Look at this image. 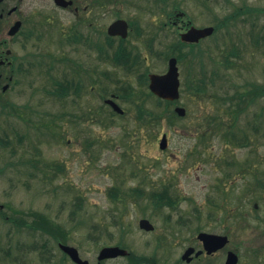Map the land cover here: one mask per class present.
<instances>
[{
	"label": "rangeland",
	"instance_id": "1",
	"mask_svg": "<svg viewBox=\"0 0 264 264\" xmlns=\"http://www.w3.org/2000/svg\"><path fill=\"white\" fill-rule=\"evenodd\" d=\"M174 5L197 27L220 24L215 34L192 48L194 54L185 48L186 57L177 62L176 105L184 107L186 114L169 122L174 105L159 104L151 96L145 106L160 116L146 126L135 118V107L125 96L117 100L126 111L124 116L112 114L103 102L110 92H122L120 87L127 84L146 91L144 72H165V54L178 35L175 27L162 23ZM21 9L28 15L40 12L48 21L42 18L44 23L39 25L35 20L41 37L34 45L24 46L19 37L9 45L12 53L32 61L29 55L37 52L40 65L24 64L17 86L0 94L7 104L6 108L0 105V138L7 141L0 142V209L25 219L30 211H37L63 224L70 233L67 244L90 264H97L101 247L118 243L129 253L153 255L155 264H172L178 252L179 221H189L197 208L206 211V198L219 175L245 173L225 181L238 195L249 184L255 163L264 171V97L236 118L227 106L247 83L264 82V0H99L88 7L85 17L98 12L102 30L117 16L131 20L133 27L122 49L132 47L139 61L127 68L113 55L98 61L93 52L79 51L84 65L96 63L101 69L95 85L104 91L100 97L86 80L79 96L67 100L47 95L54 85L47 75L46 55L61 52L57 40L71 16L52 8L48 0H24ZM63 103L70 107L69 115L64 114ZM53 118L60 124L56 133L43 126ZM163 133L167 146L161 149ZM243 134L248 144H234L233 135ZM28 159L35 160V167L26 163ZM154 192L169 196L173 203L154 199ZM253 200V194L246 193L247 207ZM140 218L149 219L154 230L141 229ZM160 237L162 246L157 245ZM61 261L73 264L68 258L63 263L62 252L50 236L0 216V264ZM100 264L129 261L116 257Z\"/></svg>",
	"mask_w": 264,
	"mask_h": 264
},
{
	"label": "flooded vegetation",
	"instance_id": "2",
	"mask_svg": "<svg viewBox=\"0 0 264 264\" xmlns=\"http://www.w3.org/2000/svg\"><path fill=\"white\" fill-rule=\"evenodd\" d=\"M23 1L0 0V94L17 86L24 64L31 67L35 64L40 65L39 60H36L37 52L29 55L34 57L32 61L25 56L12 53L9 48L12 41L18 37L24 46L28 42H33L34 45V41L41 37V34H37L38 23L35 20L40 21L39 25L44 23L41 21L42 18L48 21V17H42L40 12H33L30 15L23 13L21 9ZM48 2L52 8L66 11L71 19L65 24L60 39L57 40L59 51L62 53L48 52L46 55L47 75L54 85L47 95L51 96L52 100L78 97L83 89V82L88 80L92 85L91 90L97 89L101 97L104 90L102 86L95 85L98 82L97 74H102L101 69H97L96 63L84 65L82 55L78 52L83 53L82 50L87 49L93 52L98 61H105L109 58V54L114 56V53L125 45L129 30L133 27L132 21L117 16L106 25L105 30H102L97 24L98 12H94L92 17H85L88 7L92 4L95 6L99 0H48ZM177 12L178 10L173 11L162 26L168 24L175 27L179 37L189 24L186 19L184 20V16L177 17ZM118 19L127 23L125 38L107 33L108 26ZM13 30L14 32L11 33ZM181 47L180 43H173L169 46V50L178 54ZM124 50L133 54L134 49L126 47ZM117 66L123 67L121 64ZM149 72V70L145 71L146 74ZM108 98L117 102L122 97L118 93L110 92L109 97L103 98L104 104L110 107L109 103H105ZM3 101L0 97L1 107L6 108L7 104ZM63 105L66 111L64 114L69 115L70 107H67L66 103ZM51 121L59 124L57 119L53 118ZM232 163L225 161V164ZM256 164L253 165L254 171L249 172L251 173L249 184L241 189L240 194L234 195L233 188H227L225 181L231 177L232 179L236 176L242 177L245 173L240 171L241 174L236 175L228 171L222 172L213 184L212 195L206 198V211L201 212L197 208L189 221H179L175 232L178 252L172 264H264V171L256 167ZM247 169L251 170L250 167ZM246 193L254 196L249 207L245 202ZM187 225L190 229L184 234Z\"/></svg>",
	"mask_w": 264,
	"mask_h": 264
},
{
	"label": "trees",
	"instance_id": "3",
	"mask_svg": "<svg viewBox=\"0 0 264 264\" xmlns=\"http://www.w3.org/2000/svg\"><path fill=\"white\" fill-rule=\"evenodd\" d=\"M258 8H255V11L258 12ZM230 18L229 16L225 18V21ZM220 24L214 25V34L219 29ZM190 54H194L189 50ZM170 55H173L174 53H168ZM178 59H182L186 57V53L183 51H179V54L176 55ZM114 59L120 60L125 67L131 68L136 63V57H131L130 52H126L124 49L120 48L117 50V52L114 53ZM130 70V69H129ZM145 77V76H144ZM146 79V77H145ZM192 82V81H191ZM190 82V83H191ZM124 86V85H123ZM192 87L193 85H189ZM140 87V86H138ZM194 88V86H193ZM198 87L195 86V89ZM119 91H114L115 93H118L120 97L125 96L132 106L135 107L137 110L135 118L139 121V123L146 126V124L152 122V120H155L159 115V113H154V111L150 108H147L145 106V101L148 97L151 96V94L148 91H143L140 88H135L132 84H127L125 87H120ZM264 97V82H250L247 83L240 91L235 92L233 96L229 98V104L227 105L230 110L231 114L234 118L240 114V112H244L247 108H249L251 105H253L257 99ZM159 104H161L160 100H157ZM167 104V103H165ZM125 114V113H124ZM124 114L120 115L124 116ZM172 117H176V114L171 110L168 116L169 122H172ZM60 124L55 123V121H50L48 123L44 122L43 126L46 128V130L51 131V133H56L55 127L59 126ZM231 127V126H230ZM258 127V126H257ZM256 127V128H257ZM259 129V128H257ZM229 133H234L233 130L228 131ZM225 135V134H224ZM233 143L237 145H243L245 146L248 144V138L246 134H243L242 137L233 135ZM1 143H7L6 140L0 138ZM35 161L34 159H28L26 163H28L31 168L35 167V165L32 163ZM50 166L52 164L49 163ZM55 167V165H54ZM142 191H137V194H142ZM154 199L157 197L159 201H165V203L172 204V200L169 196H166L162 193L154 192L153 194ZM160 203V202H159ZM155 207H158V203H155ZM161 205V204H160ZM80 206V205H79ZM73 212V211H72ZM0 216L1 218L6 221L15 224L16 226H25L27 229L39 231L42 234H46L51 237V239L57 244L58 242L67 243L68 239L70 238V233L67 231V229L63 226V224L58 223L51 218H49L47 215L37 212V211H30L28 213V216H30L29 219H25L24 217H15L10 216L5 213V211L0 209ZM77 223H81V221H77ZM123 245L122 243H118V245ZM66 255L62 253V259L64 263V259H66ZM129 264H139L142 262H153L154 259L145 256V255H136L134 253H130L127 257ZM62 264V261H61Z\"/></svg>",
	"mask_w": 264,
	"mask_h": 264
},
{
	"label": "water",
	"instance_id": "4",
	"mask_svg": "<svg viewBox=\"0 0 264 264\" xmlns=\"http://www.w3.org/2000/svg\"><path fill=\"white\" fill-rule=\"evenodd\" d=\"M15 30V26H13ZM11 31V33L14 32ZM108 34L111 35H121L122 37L126 36L127 33V23L125 20L118 19L112 22L107 28ZM213 32V26H205V27H195L191 25L185 32L180 35L182 41L186 42H198L199 39L210 35ZM149 77V89L152 93L167 100H174L179 97V77H178V69L176 65V59L171 57L168 61V69L163 74L150 73ZM114 110L118 113H122V109L114 103L112 100L108 99ZM175 112L183 116L185 114V108L181 106L175 107ZM167 145V139L165 134L162 135L159 141V147L161 149L165 148ZM1 207V206H0ZM138 225L140 228L144 230H152L154 227L152 223L146 219L141 218L138 221ZM59 248L66 253L70 259L76 264H89L88 260L80 258L78 254V250L67 244L59 243ZM127 250L119 247V246H104L102 247L97 255L98 261L106 259V258H114L117 256L126 255Z\"/></svg>",
	"mask_w": 264,
	"mask_h": 264
}]
</instances>
